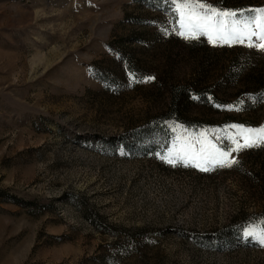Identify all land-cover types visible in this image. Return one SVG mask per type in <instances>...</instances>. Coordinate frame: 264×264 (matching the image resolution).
Listing matches in <instances>:
<instances>
[{
  "label": "rangeland",
  "instance_id": "obj_1",
  "mask_svg": "<svg viewBox=\"0 0 264 264\" xmlns=\"http://www.w3.org/2000/svg\"><path fill=\"white\" fill-rule=\"evenodd\" d=\"M200 2L0 0V264H264V0Z\"/></svg>",
  "mask_w": 264,
  "mask_h": 264
},
{
  "label": "snow or ice",
  "instance_id": "obj_2",
  "mask_svg": "<svg viewBox=\"0 0 264 264\" xmlns=\"http://www.w3.org/2000/svg\"><path fill=\"white\" fill-rule=\"evenodd\" d=\"M185 3H191L194 7L198 8H204L205 4L201 3L200 0H185ZM208 10H209V15L201 17L197 13H192V16L190 19L195 18L197 20H203V24L200 25V27H212L215 30L223 32L225 29L232 33H237L242 31L239 27H237L238 20L242 18V10L235 11V10H221L217 11L215 6L208 5ZM253 12H259L261 15L260 16H251V23L255 24L257 28L260 29V34H259V39L264 40V8L261 9H254L252 10ZM219 18V19H217ZM231 18V19H230ZM245 28L250 27L249 23H245L244 25ZM183 34V33H181ZM257 33L255 31L251 32L248 36L249 39V46L250 47H262L264 48V45H258V44H252L251 43V37L256 36ZM239 42H243L242 37H238ZM225 42L227 43V39H225ZM261 133H264V129L259 130ZM261 139H264V136L260 137ZM247 139V138H246ZM251 146V145H248ZM227 156V153L224 154ZM171 162V161H169Z\"/></svg>",
  "mask_w": 264,
  "mask_h": 264
}]
</instances>
